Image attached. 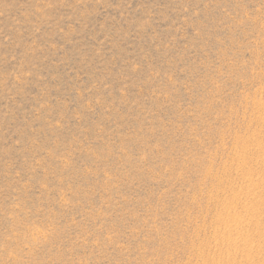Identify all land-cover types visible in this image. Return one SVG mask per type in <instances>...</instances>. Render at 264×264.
I'll return each mask as SVG.
<instances>
[{
    "label": "rangeland",
    "instance_id": "obj_1",
    "mask_svg": "<svg viewBox=\"0 0 264 264\" xmlns=\"http://www.w3.org/2000/svg\"><path fill=\"white\" fill-rule=\"evenodd\" d=\"M0 264H264V0H0Z\"/></svg>",
    "mask_w": 264,
    "mask_h": 264
}]
</instances>
